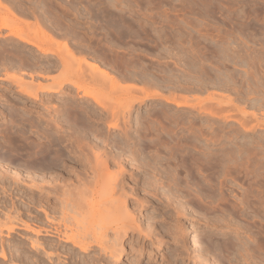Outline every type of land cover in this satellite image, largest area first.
I'll list each match as a JSON object with an SVG mask.
<instances>
[{"label":"rangeland","instance_id":"374dc122","mask_svg":"<svg viewBox=\"0 0 264 264\" xmlns=\"http://www.w3.org/2000/svg\"><path fill=\"white\" fill-rule=\"evenodd\" d=\"M0 1V143L8 146L12 139L21 138L20 146L30 142L44 147L53 136L73 140L78 134L71 136L69 116H83L80 131L92 129L98 139L109 144L106 150L111 156L119 154L108 165L109 172L118 173L119 166L124 169L120 179L128 194L134 195L128 207L143 225V235L132 231L124 238L126 252L121 255V264H188L192 257L197 261L208 259L207 264H264V0ZM66 47H70L71 54ZM41 48L46 52L42 53ZM85 60L94 61L101 71L114 76L115 87L102 80L105 77L100 71L96 75L87 69ZM62 77L77 81L83 89L63 85L56 93L35 91L39 86L55 85ZM19 82L31 85L28 88L32 96L21 92ZM147 94L155 96L148 99ZM95 100L110 107L111 113L104 111L99 116L102 109ZM184 102L185 106L177 105ZM115 114L123 118H117L120 129L108 127L116 121ZM90 138L79 140L83 148L93 149L101 160L107 159L103 144ZM65 150L74 158L79 155L71 148ZM132 153L141 161L139 165L134 164ZM8 165L2 164L12 170ZM78 167L84 171L83 178L86 175L84 179L93 182L92 170ZM70 171L64 170L68 177L64 184L72 189L79 183ZM36 181L41 183L34 179L28 184L42 185ZM50 182L43 186L55 183ZM91 186L94 190V182ZM108 186L109 180H101L97 190ZM45 194L33 196L31 208L18 202L23 221L31 219L29 223L37 221L40 227L46 225L44 228L53 231L59 227L62 235L65 230L67 235L77 234L88 241L100 237L95 216L101 209H93L89 218L85 214L86 219L84 211L82 217L78 214L81 208L78 211L69 205L68 210H58L56 194H49L50 198ZM72 194L75 192L70 197ZM139 198L146 201L145 205L137 202ZM180 206L190 213L176 214L174 209ZM44 207L52 212L56 224L44 219ZM108 207L103 210L112 208ZM0 219L6 225L8 219ZM65 226L72 229L68 231ZM209 236L217 244L234 241L239 247L243 245L252 256L236 260L232 250L222 255L209 253L204 243ZM36 237L26 230H16L9 238L4 236L5 250L7 244L10 246L9 260L0 258V264H11V260L32 264L35 251L29 248L27 238ZM44 239L56 248L60 243L58 238L40 237ZM112 239L114 234L110 233V246ZM177 240L191 248L190 256H174L181 243ZM198 241L201 243L195 247ZM144 243L151 247L147 250H152L151 257L147 252L139 256ZM129 247L135 248L133 252ZM50 248L46 251L57 254L53 258L59 261L57 264H69L72 257L74 263L70 264H78L80 258L89 260L97 255L96 249L79 254L78 260L71 251L70 256L63 257L62 247L58 252ZM42 254L45 256V252ZM177 256L182 259L179 261Z\"/></svg>","mask_w":264,"mask_h":264},{"label":"bare ground","instance_id":"6f19581e","mask_svg":"<svg viewBox=\"0 0 264 264\" xmlns=\"http://www.w3.org/2000/svg\"><path fill=\"white\" fill-rule=\"evenodd\" d=\"M3 21H4L3 22L4 23L3 25H7V20H3ZM9 25H10V23H9ZM23 38H25V37L23 36ZM27 42L30 43V44H32V45H37L35 42L29 41V40H27ZM36 47H38V46H36ZM66 49L69 52L68 54H71V51L69 50L70 47L69 48L66 47ZM43 52H46V49L45 48L42 49V53ZM48 52H47V56H48ZM73 55H72V58L75 57V55L74 56ZM69 57H71V56H69ZM85 61H84V64L83 65H85L87 67V69L88 68L91 69L93 72L91 70H88V71H90L92 73H96V75H97V72L100 71L102 73V75L105 77V78H103L102 75H100V78L102 77L103 78L102 79L103 81L104 80L105 81L107 80L106 82L107 83H110V84L111 83L112 84L115 83V82L112 81V80H114L113 79L114 76L110 77L111 76V75H109L110 73L108 74L106 72V70L105 71L103 70L104 67L102 69L103 71H101L99 69V66L96 65L94 63V61H92L93 63L90 62L91 60L90 61H86V62ZM100 68H102V67H100ZM100 72H98V74ZM93 75L95 76V74H93ZM98 77H99V75H98ZM63 78L64 77H62V80L61 81L55 83V85H52V86H46V87H42V86H39L38 87L37 86L38 88H35V91L36 90H39V89H42L43 91H46V93H48V94L53 93V92L56 93L57 90H58V88L60 89L63 85L75 87L77 90L83 89V88H81L79 86V84H78L77 81H73V80H69V79H64L63 80ZM20 81H21V79H20ZM21 82H24V81H21ZM25 84L19 82L18 85H20V87L22 86L21 92H23V94L26 93L27 95L32 96L31 94H33V93L31 92V88H28L31 85L30 86H27V84L26 85ZM113 86L115 87V84H113ZM32 88H34V87H32ZM37 94L36 93L34 94L35 95L34 98L37 97ZM154 96L155 95H153V94H147L146 95V97L148 99L154 98ZM95 102L102 109L101 112L99 111V113H100L99 116H101V115L103 116L104 111L111 113L110 111H112V109H110V107L108 108V106L105 105L103 102H102L103 104L99 100H95ZM184 103H178L177 105L178 106H185L187 102H184ZM105 106L108 108V110H107V108ZM73 111H74V113L76 112L75 110H73ZM61 112L62 111H60V110L58 111V113H61ZM75 114L69 116L71 118L70 124L72 126V128H71V131H72L71 132V136L72 135H75V134H78V136L76 137V139H73L74 141L72 139H70V138H66L64 135H58V136H53L50 139L48 138L49 142H47V143H49V145L48 144L46 146L44 145V147H43V145L42 146H38L36 144H31L30 142H26V144L23 143L24 146L23 145L20 146L19 145V142H21V138L12 139V141L9 142V145L8 146L2 145L3 143H0V218L3 216L6 219H8L7 222H9L8 224H7V222H5L6 225H2V222L0 221L1 222V224H0V246H1L0 258L3 261H5V262L9 260L7 253H9L8 251H10V249L9 250H7V249L10 246H8V244H7V248H6L7 252H6L5 247H4V244L5 243H3V237L4 236H6L8 238L11 237V234L12 233H16V230H26V231L31 232V233H33V234H35L37 236L36 239L27 238V240H28V242L30 244L29 245V248L31 247L32 250L35 251L34 252L35 253V258H33L32 261H31L32 264H57L59 262V261H56L57 262L56 263L54 261V259H53L54 258V255L56 253L55 254L53 252L48 253L46 251L50 247L52 249H54V251H55L56 244L54 245V243H52L51 241H48L49 242L48 243L45 239H44V241H41L42 239L40 240V237H42V238H45V237L58 238V240H60V243L58 242L59 244H58V246L56 248V251L57 250H60V248L62 247L61 248V255L63 257H65V258H67L68 256H70L69 253L71 251L73 253V255L75 256V259H78L79 260V254L80 255L81 254H85L86 255L87 253L93 252V251H95L97 249V253H96L97 255L96 256L91 257L89 260L88 259L86 260V259H83V258L81 259L80 258L79 261L83 262V264H109L110 262H112L114 260V262L112 264H115V263L117 264V263H120V261H121V255L124 252H126V248L123 245L124 238H128V235L132 231L139 232V235H143V233H144L143 225L138 222L137 216H135L133 214L135 212H133L131 209H129L130 207H128L129 199L132 198L134 195L133 196H130L128 194V192L126 191V185H125V183L120 179V176H122L123 173H124V169L121 166H119V168H120L119 169V172L116 173V174L110 173L109 172V169H108V167H109L108 165L111 163L112 160H115L116 158H118L119 154L117 153L118 156H114L113 157L114 154L111 156V154H109L108 150H106V148H107V146L109 144L106 142L105 139H103V140L98 139V136L96 134H93L92 129L87 128L85 131H80V129L83 127V124H84L83 116L80 117L79 114L78 115H75ZM116 114H115V116H117L119 113L117 115ZM113 116H114V114H113ZM111 117H112V115H111ZM118 117H120V116H117L116 117V121L114 120L115 122H112L111 124L108 125L109 128H112V129H118L119 128L120 129V124H119V122L117 120ZM120 119H123V118L120 117ZM120 119H119V121H120ZM124 124L126 125V122ZM90 137L93 138V139H97V141H99L100 143L103 144L105 150L108 152V153H106V151L103 149L104 150L103 153H105L106 156L108 155L107 157L109 159L107 158V159L101 160L102 159L101 158L102 156L100 157V154L98 156V153L97 154H96V152L94 153V150L93 149L86 150V149H84L85 147L83 148V146L81 145V141H79V140H82V139H85L86 140V139H89ZM22 139H23V137H22ZM67 147L68 148H71V152L72 153H75L76 155L79 154L78 157L77 158L72 157L73 154H69L68 151L65 150V149H67ZM102 155H104V154H102ZM92 156L94 157V159L92 158ZM131 156L134 159V164L135 165H139L141 163V161L139 160V158L137 156H135L133 153L131 154ZM4 162H7L9 164L8 166L11 167L12 170H10V171L9 170H6L2 166V164ZM151 164H153L152 165V168L155 169L153 167L154 166V161H152ZM78 165H83L86 169H90L94 173V176H93L94 177L93 178L94 179L93 182H94V187H95L94 190L93 189L91 190V187H93V186H91L93 182H90L89 180H87L88 178L87 179H84V178H86V175L83 178L84 171L82 169H80V167H78ZM148 165H149V163H148ZM68 168H70L71 174L76 177V180L79 183V185L77 184L78 186H75V184H74L72 186L73 187L72 189L70 188V186H69V188H70L69 189L68 188V185H65L66 184V181L68 180V177H66V175L64 173V170H67ZM12 171H14V172L12 173ZM26 171L29 172V173L31 172V173L25 175L24 172L26 173ZM43 172H46V174H48L50 172L51 173L48 174V175H45V173H44V175H42ZM23 174L25 175L24 177H23ZM82 174H83V176H82ZM22 178L24 179L23 182H21V179ZM34 179L35 180L36 179L37 180L40 179L41 183H38L39 181L38 182L36 181L35 183H37L38 185L39 184H42V185L41 186H38V187H37V185L36 186L29 185L30 183L28 184V182L29 181H33L34 182ZM101 180H107V181L109 180V186H108V188L106 190L105 189H102V191H98L97 190V187H99ZM50 181L51 182L54 181L55 183L53 185H49L48 186V184H49L48 182H50ZM35 183H34V185H35ZM44 183H48V184H46V186L45 185L43 186ZM106 184H108V183H106ZM24 187H25V189H23ZM69 191L71 193L73 191V192H75V194H77V197H74L75 194L74 195L72 194L71 197H74L78 201H74L73 200L74 198L72 200H70L71 199V197H70V194L71 193ZM87 191H89L91 193L90 194H89V192L86 193ZM20 192L26 194L27 196L25 195V197H24L22 194H20ZM45 192L48 193V195H47L48 197H49V194L50 195H54V194H51V193H55L56 194V196L58 197L57 198L58 201L56 203V205L58 206L57 207L58 210L59 209L61 211H64V209L65 210H68V209H70L71 206H72L71 209H73V207H74V208L78 209V211L80 210V208H81V210L83 209L82 211L80 210V212L78 213V214H80L79 216H81V217H82L81 212H83V211L85 212V213H83V215L86 214V215H88L87 217L89 218V215H90L89 212H91L93 209L95 210L97 208V211L100 210V209L101 210H103V209L105 210L106 206H109L108 208H110V206H112V208H110V210L107 211V212L104 211V210H103L104 212L103 211L101 212V210H100V213L97 214L96 213L97 211H95V213L97 214L95 216V217H97V218H95V220L97 219V222L96 221L95 222L98 223L97 226L99 225L98 227L101 230V233L99 232L100 237L98 236V239H94L95 237L94 238L93 237L92 238L90 237L93 240H90L89 239L90 241H88L86 238H82L80 236L82 233L79 235L80 237H77V234H75V236H76L75 237L73 234H71V235L69 234L70 236L67 235L66 231L64 230L65 233L63 232V235H62V233L60 234V231H62V229L60 230L59 227H57L58 229L55 227V231H53V229H50V228L48 229L47 227L44 228V226H46V225H44L45 223H42L44 226L43 227L42 226L40 227L38 225L39 222H37V221H36V223H34L32 221L33 224L29 223V221L31 219L29 221H23L24 218H22V217L24 215L23 216L21 215L22 213H21L20 210H22V209L19 210L20 205L18 204V202L21 201V203H24V204L28 205V207L31 208V207H33V204L35 203V198L33 196H35V195L37 197H38V195L39 196H42V194H45ZM85 193L88 194L89 196H86ZM67 194H69V197L70 198L68 197ZM83 194H84V197H88V198H85V200H84ZM78 195L79 196L81 195L83 197V199L80 198L81 196L78 197ZM78 198L81 199V200H83L84 203L83 202L81 203L80 202L81 200L79 201ZM136 198H135V200H136ZM37 201H40V199L37 200ZM40 202L42 203L43 201H40ZM137 202H139L140 205L143 206V205H145V202L146 201L143 200V199H141V198H139V200ZM69 205H71V206L68 208ZM22 206H23V204H22ZM25 209H24V212L27 211V209L26 210ZM38 209H40V205H39V208ZM46 209H45V207L42 209V212L45 214V216L43 214V216L45 217L44 219H46L49 223L50 222H54L53 221L54 219L51 218L52 217V214H51L52 212L51 211L49 212L48 209L47 210ZM52 209H50V210H52ZM29 210L30 209H28V211ZM61 211H59V212L61 213ZM174 211H175L176 214L181 215V214H189L191 210H189L188 208H186L184 206H180L177 209H174ZM14 212L15 213L17 212L16 214L18 215V216L15 215V218L12 217V214ZM30 212H29V214L28 213H26V214H28L30 216L33 213V212H31V214H30ZM38 212H41V210L38 211ZM38 212H36V213H38ZM54 213H56V212H54V210H53V215H54ZM64 213H66V212H64ZM40 214H42V213H40ZM86 215H85V217H86ZM93 215H95L94 214V211H93ZM20 216H22V217H20ZM35 216L32 215V217H34V218H35ZM43 216H41V217H43ZM38 217H40V215ZM85 217L83 218L84 220H85ZM87 217H86V219H87ZM53 218H54V216H53ZM26 219H27V217H26ZM42 220H43V218H42ZM78 221L79 222H81V221L78 220V219L76 221L77 224L80 225ZM5 223H3V224H5ZM83 224H84V222H83ZM53 227H54V225H53ZM67 227H70L71 228V226H67ZM65 228H66V226H65ZM70 228H69V230H70ZM229 228L230 229H233L234 227L232 228V226H231ZM79 229H78V231H79ZM5 230L7 231L6 232L7 235H5V233H4ZM66 230H68V228H66ZM93 230H95V229H93ZM110 233L114 234V240L113 239H112L113 241L111 240V242H113L112 243V246L108 245V243H109L108 237H109V234ZM150 233H148L146 235H150L151 236ZM209 238L210 239H206L205 242H204L205 245H206L205 249L207 251H209V253H212V252H213V254L220 253L222 255L223 253H221V252H224L225 253V252L228 251L227 253L229 254V251L232 250L233 252L232 251L231 252L236 256V260L245 259L247 256L250 257V255L252 254V252L250 251L251 254L249 255V249L245 248L243 245H240V247H239L238 244L233 243L234 241L233 242L231 241L232 244H230L229 243L230 241H228V243H229V244L227 243L228 245H226V244H222L221 245V244H217L215 242V240H213V238H211L210 236H209ZM176 242L177 243L178 242H181V243H180V245H178V249H176V251L173 252L174 256L175 255H179V254H183V255L190 256V254H192L191 248L185 242L180 241V240H177ZM200 243H201L200 241L196 242L195 243V247H198V245H200ZM47 244H49L50 247L47 248L46 247ZM69 244H70V246L72 245L71 248L68 247ZM24 245L25 244H23V246ZM21 248H22V245H21ZM130 248L131 247H129V249ZM150 248L151 247L149 245H147L146 243H144L143 250L142 249H139V251H140L139 252L140 253L139 256L140 255H143L144 256V254H146V252L149 253V251H147V250H150ZM180 248H183V249L181 250ZM16 249H18V248H16ZM132 249H135V248H131V251L133 252ZM151 251L149 253V256L150 257L153 255V254L151 255ZM253 251H255V250H253ZM23 252H25V251H23ZM44 252H45V256H43V254H42ZM231 252H230V254H231ZM21 253H22V251H21ZM28 253L30 254V251H28ZM59 253H60V251H59ZM62 253H64L65 255H63ZM31 254H32V252H31ZM41 254H42V258H40L41 257ZM220 254H218V255H220ZM73 255H71V257ZM12 256H9V257L11 258ZM24 257H25V255H24ZM87 257H89V256L87 255ZM172 257H173V255H172ZM15 258L16 259H19L20 256H19V258H17L15 256ZM30 258L31 257H29V259ZM65 258H64V260H65ZM73 258L74 257L71 258L72 259V262H73ZM192 258H190V261H189L188 264H192V263L193 264H207V261H208V259H202L201 261H197L196 259L194 260ZM13 259H14V256H13ZM55 259H58V258H55ZM137 259H139V258H137ZM173 259H175V257H173ZM178 259L180 261V259H182V256L178 257ZM16 262H13L11 260V264H17ZM20 262H21V260H20ZM62 262H66V261H62ZM62 262H61V264H63ZM70 262H69V264H70ZM80 263H78V264H80ZM140 263H141V261L138 264H140ZM134 264H136V263H134Z\"/></svg>","mask_w":264,"mask_h":264}]
</instances>
